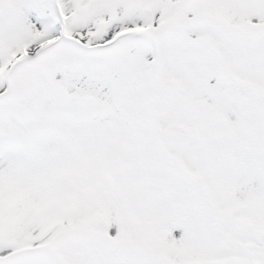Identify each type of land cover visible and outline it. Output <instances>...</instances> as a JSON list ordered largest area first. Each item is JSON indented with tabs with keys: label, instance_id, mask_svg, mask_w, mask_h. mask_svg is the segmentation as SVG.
<instances>
[{
	"label": "snow or ice",
	"instance_id": "snow-or-ice-1",
	"mask_svg": "<svg viewBox=\"0 0 264 264\" xmlns=\"http://www.w3.org/2000/svg\"><path fill=\"white\" fill-rule=\"evenodd\" d=\"M0 264H264V0H0Z\"/></svg>",
	"mask_w": 264,
	"mask_h": 264
}]
</instances>
